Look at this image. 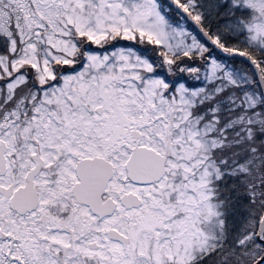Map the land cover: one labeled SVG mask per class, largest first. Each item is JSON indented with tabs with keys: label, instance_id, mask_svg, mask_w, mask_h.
I'll list each match as a JSON object with an SVG mask.
<instances>
[{
	"label": "snow or ice",
	"instance_id": "snow-or-ice-1",
	"mask_svg": "<svg viewBox=\"0 0 264 264\" xmlns=\"http://www.w3.org/2000/svg\"><path fill=\"white\" fill-rule=\"evenodd\" d=\"M0 264H264V0H0Z\"/></svg>",
	"mask_w": 264,
	"mask_h": 264
}]
</instances>
